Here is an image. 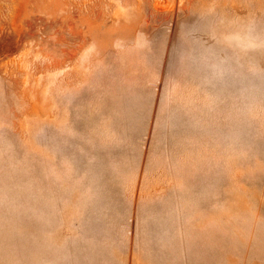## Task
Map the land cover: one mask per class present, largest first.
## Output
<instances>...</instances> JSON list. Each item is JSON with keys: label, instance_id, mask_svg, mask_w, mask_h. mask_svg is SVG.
<instances>
[{"label": "rangeland", "instance_id": "obj_1", "mask_svg": "<svg viewBox=\"0 0 264 264\" xmlns=\"http://www.w3.org/2000/svg\"><path fill=\"white\" fill-rule=\"evenodd\" d=\"M0 264H264V0H0Z\"/></svg>", "mask_w": 264, "mask_h": 264}]
</instances>
